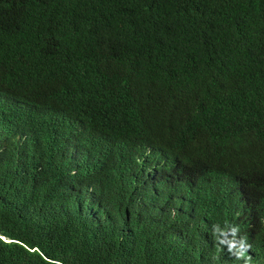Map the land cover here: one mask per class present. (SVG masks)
I'll use <instances>...</instances> for the list:
<instances>
[{"label":"trees","instance_id":"obj_1","mask_svg":"<svg viewBox=\"0 0 264 264\" xmlns=\"http://www.w3.org/2000/svg\"><path fill=\"white\" fill-rule=\"evenodd\" d=\"M0 125L24 136L0 159V264H192L232 187L264 217V0H0ZM154 163L192 193L188 235L114 189Z\"/></svg>","mask_w":264,"mask_h":264},{"label":"clouds","instance_id":"obj_2","mask_svg":"<svg viewBox=\"0 0 264 264\" xmlns=\"http://www.w3.org/2000/svg\"><path fill=\"white\" fill-rule=\"evenodd\" d=\"M20 135L0 125V159L5 155L14 163V140L24 141V136ZM46 157L53 159L45 155L44 158ZM68 157L70 160H76V146ZM48 172L52 174V169ZM93 172L91 167V173ZM92 174L79 175L75 177V180L82 188L91 190ZM71 175H76V169L71 170ZM21 177L25 178L26 175ZM118 185L115 184L114 189L121 192L152 191L156 206L160 215L164 217L165 223L173 225L178 233L183 235L190 233L192 222L184 219L183 215L187 213L185 202L191 199L192 193L190 194V190L178 188L172 169L162 163L148 164L135 183ZM53 186L62 197L63 185L53 184ZM67 201L71 206L75 205L76 209L84 207L85 200L72 196L69 185ZM111 207L113 209L112 223L121 232L131 231L134 226L125 208L119 204L111 205ZM211 210L214 218L209 219L207 225L200 228L196 241L181 245V251L193 258L189 262L192 264H264V217L261 222L257 220L253 203L244 190L236 186L232 187L222 201L221 207ZM2 239L12 241L5 237ZM207 251H213L214 256L205 257L200 254Z\"/></svg>","mask_w":264,"mask_h":264},{"label":"bare ground","instance_id":"obj_3","mask_svg":"<svg viewBox=\"0 0 264 264\" xmlns=\"http://www.w3.org/2000/svg\"><path fill=\"white\" fill-rule=\"evenodd\" d=\"M79 149V148H78ZM80 197V196H79ZM241 235L243 234V233H240ZM234 237H236L237 235H233ZM226 238H229V237H226Z\"/></svg>","mask_w":264,"mask_h":264}]
</instances>
